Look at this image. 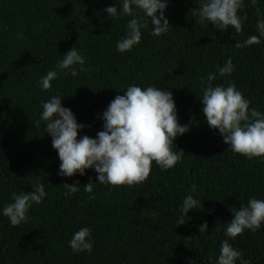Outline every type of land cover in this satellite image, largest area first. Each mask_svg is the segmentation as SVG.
Here are the masks:
<instances>
[{
	"label": "trees",
	"instance_id": "obj_1",
	"mask_svg": "<svg viewBox=\"0 0 264 264\" xmlns=\"http://www.w3.org/2000/svg\"><path fill=\"white\" fill-rule=\"evenodd\" d=\"M112 3L119 11L120 0H0V208L12 193L29 192L36 182L47 193L29 209L25 223L13 227L0 215V264H209L225 239L248 264H264V226L234 240L224 235L230 207L251 197L264 199V158L233 153L207 125L199 100L201 79L231 57V76L217 75L213 85L234 83L249 107L264 113V39L234 46L258 35L264 0L256 5L244 0L238 14L247 19L240 33L196 23L199 0H168L169 32L153 36L149 23L141 42L123 53L116 42L131 17H107L103 9ZM72 46L90 69L76 77L60 74L50 89L41 90L37 81ZM132 84L172 93L178 123L189 127L171 145L172 151L185 152L180 161L167 170L152 162L144 182L95 183L91 193L83 185L96 181L93 169L83 176H58L60 161L39 119L41 101L60 95L62 106L86 125L77 138L95 137L102 130L99 114ZM74 182L79 191L64 195L63 184ZM192 185L202 207L177 225L179 205ZM205 222L207 230L199 232ZM81 227L91 230V253H74L68 246Z\"/></svg>",
	"mask_w": 264,
	"mask_h": 264
},
{
	"label": "clouds",
	"instance_id": "obj_2",
	"mask_svg": "<svg viewBox=\"0 0 264 264\" xmlns=\"http://www.w3.org/2000/svg\"><path fill=\"white\" fill-rule=\"evenodd\" d=\"M252 5L257 0H249ZM168 0H120V8L112 3L103 11L109 18L130 16L125 34L116 42V51H131L141 42L142 30L151 24L150 34L156 37L167 34L171 27L165 17ZM244 0H199V7L193 13L196 23H211L220 32L231 27L236 33L242 31V24L247 17L239 15ZM259 14V8L256 9ZM258 35L249 36L243 42H236L235 47H247L259 44L264 39V17L256 22ZM17 33V38L22 37ZM77 42V41H76ZM85 67V57L71 47L57 60L53 69L37 81L43 91L51 87V82L58 75L76 77L78 73L89 70ZM234 65L229 57L217 69L202 78L201 112L210 129L218 131L223 142L233 153L248 159L264 158V113L249 107V100L236 88L235 84H215L216 76H231ZM60 95H52L41 101L40 121L45 124V131L51 137V146L56 150L60 161L57 175L71 177L83 176L86 169H93L96 181L83 185L87 193L93 191L95 183L111 186L140 184L151 171L152 162L161 170L174 167L185 153L183 150L172 151L171 145L178 135L189 130L187 124L178 123L175 101L167 87L129 85L123 95L117 94L99 114L102 130L95 137L80 135L78 131L86 125L78 123L70 108L61 104ZM79 183H64V195L71 196L79 191ZM196 186L183 197L179 205L181 213L178 224H183L190 210L202 207L200 200L194 198ZM44 184L36 182L29 192L11 194V202L0 208V215L8 218L10 226H18L28 220V212L33 204H40L46 197ZM231 219L227 222L224 235L235 239L244 230L257 231L264 226V199L251 197L246 204L230 207ZM207 230V223H202L198 231ZM68 246L74 253L92 251V237L89 227H81L73 233ZM248 264L241 251L225 239L221 242L219 254L209 264Z\"/></svg>",
	"mask_w": 264,
	"mask_h": 264
}]
</instances>
